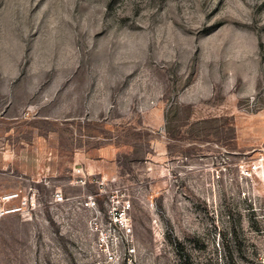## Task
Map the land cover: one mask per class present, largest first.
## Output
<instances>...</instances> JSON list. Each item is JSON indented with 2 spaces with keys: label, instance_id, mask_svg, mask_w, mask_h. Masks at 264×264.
<instances>
[{
  "label": "rangeland",
  "instance_id": "374dc122",
  "mask_svg": "<svg viewBox=\"0 0 264 264\" xmlns=\"http://www.w3.org/2000/svg\"><path fill=\"white\" fill-rule=\"evenodd\" d=\"M0 264H264V0H0Z\"/></svg>",
  "mask_w": 264,
  "mask_h": 264
},
{
  "label": "built area",
  "instance_id": "2783aa9c",
  "mask_svg": "<svg viewBox=\"0 0 264 264\" xmlns=\"http://www.w3.org/2000/svg\"><path fill=\"white\" fill-rule=\"evenodd\" d=\"M53 195H54L55 199H61V194H60L59 191H54ZM83 203L85 205H91V204L94 203V200H93V198L90 195H87V197L83 200ZM118 216L120 217V214ZM117 221L119 222V224H120L122 229H124V230H128L129 229L127 224H126V222L124 220L120 219V220H117ZM96 227L97 226H95V228ZM106 256H107L108 259L112 258V255L110 254V252H107ZM126 259L129 260V257H127Z\"/></svg>",
  "mask_w": 264,
  "mask_h": 264
}]
</instances>
